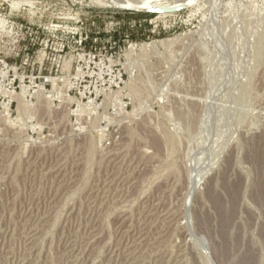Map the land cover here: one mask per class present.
Here are the masks:
<instances>
[{
	"label": "rangeland",
	"instance_id": "obj_1",
	"mask_svg": "<svg viewBox=\"0 0 264 264\" xmlns=\"http://www.w3.org/2000/svg\"><path fill=\"white\" fill-rule=\"evenodd\" d=\"M114 1L0 0V264H264V0Z\"/></svg>",
	"mask_w": 264,
	"mask_h": 264
},
{
	"label": "bare ground",
	"instance_id": "obj_2",
	"mask_svg": "<svg viewBox=\"0 0 264 264\" xmlns=\"http://www.w3.org/2000/svg\"><path fill=\"white\" fill-rule=\"evenodd\" d=\"M103 1V0H102ZM114 1V0H113ZM119 1H122V0H117V1H114L116 4H117V6H118V4L119 5H123V6H126V7H129V8H131V10L132 11H140V10H152V7L150 6V1L151 0H141V1H139V0H136V1H138V2H134V1H132V0H130L131 1V3H128L127 2V0L126 1H124V2H119ZM155 1H161V0H155ZM106 2V1H105ZM111 2V1H110ZM113 2V3H114ZM152 2V1H151ZM107 3V2H106ZM105 4V3H104ZM188 4V0H180L179 1V3H178V5H174V7H183L184 5H187ZM107 5V4H106ZM105 5V6H106ZM121 6H120V8H121ZM122 6V7H123ZM134 9H136V10H134ZM153 10H156V9H153ZM254 147V146H253ZM257 152V151H256ZM256 154V153H255ZM259 189H261L262 191H263V193H264V182L263 183H261L260 185H259ZM233 194V193H232ZM210 195V194H209ZM264 195V194H263ZM230 196V195H229ZM234 199V198H233ZM214 200H215V204L217 205V206H215V207H217V209H218V212H221L220 214H222V216H223V219H222V224H220V225H222L221 227H223L224 229H225V227H226V225L228 224V222H229V218H230V216H231V212H232V210H233V205H234V203H233V201H235V200H229L225 205H223V203H221L219 200H217V199H215L214 198ZM262 204L261 205H263V208H264V196L262 197V200L260 201ZM213 204V203H212ZM214 206V205H213ZM216 209V210H217ZM220 227V226H219ZM222 229V228H221ZM223 230V229H222ZM225 232V231H224ZM229 234H230V232H229ZM223 236H224V234H222ZM230 240V239H229ZM231 241H232V239H231ZM242 258V257H241Z\"/></svg>",
	"mask_w": 264,
	"mask_h": 264
},
{
	"label": "water",
	"instance_id": "obj_3",
	"mask_svg": "<svg viewBox=\"0 0 264 264\" xmlns=\"http://www.w3.org/2000/svg\"><path fill=\"white\" fill-rule=\"evenodd\" d=\"M184 7H174V8H162V9H156V10H140L137 12L145 13V14H155V15H171L178 13L182 10H184Z\"/></svg>",
	"mask_w": 264,
	"mask_h": 264
},
{
	"label": "trees",
	"instance_id": "obj_4",
	"mask_svg": "<svg viewBox=\"0 0 264 264\" xmlns=\"http://www.w3.org/2000/svg\"><path fill=\"white\" fill-rule=\"evenodd\" d=\"M147 16H152V14H148Z\"/></svg>",
	"mask_w": 264,
	"mask_h": 264
}]
</instances>
